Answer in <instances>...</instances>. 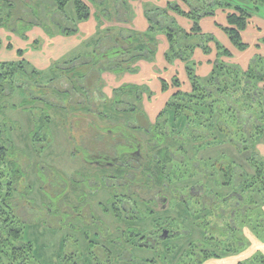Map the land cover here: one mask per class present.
Segmentation results:
<instances>
[{"label":"flooded vegetation","instance_id":"obj_1","mask_svg":"<svg viewBox=\"0 0 264 264\" xmlns=\"http://www.w3.org/2000/svg\"><path fill=\"white\" fill-rule=\"evenodd\" d=\"M93 93V89L88 91L86 100L90 106L92 105L94 116L93 118L83 117L84 122H87L91 127L90 130L95 133H83L81 127L75 130L77 142L72 159H82L92 169L100 170L101 174H98V178L92 176L86 180L81 179L78 173H76L77 176L74 175V172L72 181L75 183L83 181L82 186L84 187L78 185L76 189L72 187L69 190L67 182L54 173L55 167L42 164L33 158L30 143L23 145L22 139H19L18 141L22 144L19 146L17 142L8 139V145L16 148L15 154L18 158H22L30 169L34 168L35 174L38 170L45 176L47 181L44 189L52 195L55 193L53 196L57 199L55 202L59 209L68 207L69 201L74 200V197L82 200L81 204L80 202L76 204L80 214L73 209L74 214L79 215L83 221L87 218V222L81 223L84 226L87 225L90 230L92 227L97 228L92 231L98 239L106 240L107 236L112 240V246L118 249L115 251L116 259H123L127 264H198L203 257L220 260L219 251L227 249L231 243L233 247L246 244L236 235L239 230H242L237 218L239 215L246 217L249 211L257 208V199L252 201V197H256L257 193L254 189V169L249 171L244 165L235 164L232 169L235 177L231 182L227 180L226 184L225 174L229 177L231 169L227 171L222 165L216 170L212 167H203L200 162L203 156L204 159L212 158L210 153L202 155L201 158L198 157L200 151L197 152L195 144L199 140L196 135L200 128L186 124L184 126L172 124V122L182 123L179 114L186 110L171 113L167 109L152 114L145 109L150 99L138 100L140 104L138 101L134 104L130 102L129 105L127 103L125 105L124 102L101 104L102 101L92 100ZM53 98L56 99V103L52 107L54 109H56L54 106L63 108V102L58 103L57 97ZM163 99V107H165L171 98ZM103 105L116 109V115L110 116L105 111L103 112L101 109ZM119 108H123V111L119 112L121 110ZM39 111L42 112L44 109ZM188 111L196 113V110ZM174 114L176 119H174ZM55 118L60 119L58 115ZM46 119L49 124L50 119L48 117ZM70 119L75 118L72 115ZM161 122L164 126L155 127ZM92 124L99 126H92ZM33 127L43 131L46 125L41 126L40 121H37ZM96 128L100 132L96 133ZM39 134L36 131L34 135L39 136ZM5 141L7 139L0 140V142ZM244 143L246 145V142ZM37 144L36 148L39 153L50 143L41 145L40 138H37ZM242 146L240 144L239 148L242 149ZM244 172L248 174V185H250L248 190L239 185L244 183ZM86 190L90 196L81 197L80 194ZM65 192L68 195L67 199L59 198ZM2 200L4 201L1 205ZM30 200L9 199L8 197L0 199V211L6 209V204L12 202L14 210L25 220H36L40 215L44 220L45 213L36 209L33 201ZM106 202L111 203L112 207L109 211L105 205ZM179 211L187 216L186 224H182L181 228H174L167 221L161 223L157 220H150L154 216L162 217L164 214L176 215ZM98 213L103 219L95 220L94 216ZM109 215L110 218L107 217ZM195 215H198L199 223H205L203 226L205 230L200 235L195 231L196 222L191 223ZM113 220H122L128 228L109 227L108 222ZM143 222H145L146 229L144 232ZM133 230H136V233L130 232ZM138 231L140 232L137 234ZM242 231L250 233L247 227ZM120 234L124 236L122 240L117 239ZM169 242L176 243L170 244ZM138 249L146 250L147 255L134 258L133 251ZM210 250H218V252L210 253L208 252ZM93 252L104 261L109 262L111 258L110 251L105 246H96Z\"/></svg>","mask_w":264,"mask_h":264},{"label":"trees","instance_id":"obj_2","mask_svg":"<svg viewBox=\"0 0 264 264\" xmlns=\"http://www.w3.org/2000/svg\"><path fill=\"white\" fill-rule=\"evenodd\" d=\"M15 1L16 0H5L9 7L6 11L9 12L4 13L0 10V27L5 25L4 16H7L8 20L12 17V13L10 14V12L13 11L12 6L16 3ZM110 1L111 0H109V2ZM112 1L116 4V8L113 6L116 14L113 20L108 18L111 15V11L110 7H108L107 0H91L90 3L95 8V11H93L91 5L85 0H54L59 12H65L68 4L71 2L75 8L74 18H72V20L67 18L68 24L60 26L61 30L59 34H77L79 32V22H85L91 19V17H94L98 22L97 32L88 37L85 41V43H87V40H90V38L94 41V37L97 35L99 36L95 38L97 46L93 50L94 54L92 56L82 54L83 56L79 57L82 63L83 60L85 62V75L63 76V78L66 79L62 78V82L66 81V83H69L70 89L76 92V94H78L77 86H80V81H83L81 84L82 90H84L82 93V103L77 101L75 104H84V106L86 105L88 107L85 112H79L78 115L93 118L94 113L92 112L94 111L91 109L92 105L90 106L88 100H86V93L91 89L94 90L92 100L96 102L102 101L101 104L125 102V100L122 99L123 96H133V98L138 101L141 100L143 94L149 97L151 100L150 102H157L156 106L158 108L154 109L159 111H166L167 109L169 111L186 110L179 115L182 118L186 117L188 119L186 125L194 127L197 126L196 123H198V121L196 120L190 123L191 116H194V119L200 116L199 118H202V120L204 119V123L211 125V121L214 119V109L222 111V108H228V111L232 112L228 120L237 124V127H239V134H244L242 135V140L236 141L238 146L240 144L243 145L242 149H238H246L248 142H252L253 144L261 142L259 136L264 133V121L262 120L264 119V56L261 54L254 55L251 58L250 64L244 67L235 59L232 48L226 46L217 35L206 32L204 27L201 26V21L208 16L214 17L217 10L224 12L225 16L215 18V26L228 37L233 48L243 52L250 47L249 44L244 41L242 33L249 27L252 16L258 13L257 9L264 5V0H169L165 7L150 6V4L146 3L144 5V10L146 17L149 19V26L146 28V31L131 30L124 26L119 27L118 24H128L131 20V7L128 6L130 0ZM178 17L190 21V26L188 28L183 27L179 24ZM111 21H115L118 24L111 27L105 25V23ZM10 25L11 27L14 26V22L12 21ZM3 27L9 29L7 26ZM112 30H117V33H113ZM159 33L165 35L168 43V48L165 50L166 52L164 54L165 62H167L164 71H168V73L162 74L158 69L155 71V74H158L156 76L158 77V84L159 86L161 85L160 90H157V86L153 84L152 86H146V84L143 83L132 84L129 82H125L108 91H105L104 88L106 87L104 86L102 89L99 87L95 88L93 86L94 84L86 86V78H90L91 76L93 78L92 80L98 82L99 86L102 75L105 72H111L117 75L128 72L134 75L139 70V65L137 64L139 60L155 62L159 52ZM261 42L264 43V37L261 38ZM9 47H11V44ZM197 50L203 51L205 56L208 57V62H210L211 65L210 73L205 76L200 75L199 72L201 62L196 61L194 58ZM18 52L21 54L23 50L20 49ZM176 61L184 65L186 76L183 78L180 76L179 70H175L170 78L167 77V75L172 72L171 65L177 64ZM11 64L12 62L8 61L0 62V85L2 86V90H4V86H9V83L6 81L7 79H10L11 84L14 83L15 85V83H17V81L15 82L14 80L16 69L11 67ZM60 68L67 69L64 64H61ZM20 69H24L22 62L20 63ZM87 82H89V80H87ZM61 90L63 93H67V102L71 100L74 103V100H72V91L69 89L68 91H64L63 88H61ZM164 95L167 98H171L170 102L165 107H163L164 102L161 99L166 98ZM232 98H234L238 104L242 101L239 108L232 104ZM49 99H47L49 104L53 106V104L56 103V99ZM65 105L67 104H63V107ZM258 105L263 106L260 113L256 111ZM195 109H200L195 113L196 115L192 111H188H195ZM208 109L213 116L209 114L206 115ZM205 115L207 117H204ZM218 115L219 114L216 113V116ZM174 119H176V115ZM172 124L184 126V124L179 122H172ZM97 126L99 125L97 124ZM162 126H164L162 122L155 125V127ZM215 127L224 132L225 129L230 126L226 120H219ZM208 129L209 130L199 129L200 131L196 137L199 139H211L212 127ZM98 131L99 129L96 128V133ZM4 139H7V141L0 142V199L8 197L9 199L18 198L26 201L30 199L28 196L34 193V189L36 188L35 184L39 185L40 190L45 191L44 186L46 182L42 184L39 175L37 173L35 174L32 169L24 163L22 158H18L16 154H11L8 138L0 137V140ZM244 142H246V145ZM258 159L262 162V166L261 168L255 167L256 165L254 166V184L258 185V194L264 195V188L262 187V185H264V160L262 161L260 157H258ZM229 168L231 170L233 169L231 166ZM33 174L36 175V180L25 185L24 181L27 180L26 177ZM244 174V183L239 185L248 190L250 187V185H248V174L245 172ZM233 177H235L233 170L229 177L225 174L226 184L228 183L227 180L231 182ZM45 181L47 180L45 179ZM236 182L237 184L239 183L238 180ZM29 189L31 190L30 193L22 197L20 193L26 190L28 191ZM54 194L55 193H53V195ZM45 198L39 194L38 200L41 204H43V202L49 204V201ZM3 201L4 200H2L1 205ZM259 205L260 202L257 201V206ZM6 206L10 212L7 208L0 211V264H29L32 262L31 256L34 251V245L31 241L26 240L27 229L42 220V217L40 215L36 220L27 221L17 214L12 202L6 204ZM55 209L59 210L57 203L52 207V210L49 211H55ZM46 216L47 215L44 214V217ZM253 235V240L256 239L264 243V238H262V236L260 238L256 233ZM227 247V249L222 250V255H220V260L224 256L229 257L221 261L223 264L224 262H227V264H264V253L261 249L254 251V243L252 245L247 243L246 245L235 246L234 248L231 245ZM239 250L240 253L241 251H247L245 259H236L237 261H234L235 263L230 262L231 259L237 256ZM209 258L204 257L198 264H202Z\"/></svg>","mask_w":264,"mask_h":264},{"label":"rangeland","instance_id":"obj_3","mask_svg":"<svg viewBox=\"0 0 264 264\" xmlns=\"http://www.w3.org/2000/svg\"><path fill=\"white\" fill-rule=\"evenodd\" d=\"M15 2L16 3L12 6L13 11L10 12V14L12 13V17L8 20V17L4 16L5 25L3 26H7L10 30L3 26L0 27L5 29L6 32H9L6 37L5 35H0V62H12L11 67L16 69V72L14 73V80L15 82L17 81V83H15L14 85V83H10V79H7L6 81L9 83V86H4V90H2V86L0 85V137H6L13 142H17L19 146H21L22 144L27 145L28 143H30V150L33 151L32 153L34 154L33 158L37 159V161L41 162L42 164H48L52 168L55 167L56 170L54 169V173L58 176H61L62 179L67 182L69 190L72 189V187L76 189L78 185L82 186L84 182L81 181V183H75L74 181H72V175L74 172V175L77 176L76 173H78L81 179L84 178L88 180L92 176L94 178H98V174H101V171L92 169L91 167L86 165L80 158L72 159L73 154H75L74 151H76L77 142L74 133L75 130L78 129V127H81L83 129L81 130L83 133H95V131L90 130L91 127L88 126L87 122H84L83 116H78L79 112H85L88 106H84V104H75L77 101L82 103V93L84 92V90H82L83 88L81 84L83 83V81H80L79 83L81 87L77 86L78 94H76V92H73V90L70 89L69 83H66V81L62 82V78L63 76L66 77L71 75H85L86 65H84V60L82 63V60H80L79 57L83 55L92 56L94 54L93 50L97 46V41L95 38L99 36H95L94 41L90 38V40H87V43H82L65 58L58 61L54 60L53 62H51V64L41 68L34 63L35 61H31V58H29V56H33L34 59H40L41 64H44L46 56L45 51L50 49L49 46L47 50H44L45 37L55 38L56 36H58L59 31L61 30L60 26H65L66 24H68L67 18L71 20L72 18H74L73 16L75 15V9L73 3H69L65 12L62 13L57 10L54 0H16ZM146 3L152 6V3L149 2H145L143 6ZM107 4L108 7H110V10H113L112 14L108 18H112V16L116 15L113 7L115 6L116 8V4L112 0L110 2L109 0H107ZM8 9V3L5 2V0H0V10H2V12L4 13H7L9 12L6 11ZM262 11L264 12V6ZM220 16L222 17V14ZM12 21L14 22V26L11 27L10 23ZM31 32L33 33L32 36L30 35ZM18 39H22L23 42L28 40V48L26 47L25 49H23V47H20L17 44ZM10 44L11 47H9ZM14 44L17 45V50H14ZM4 48H8L10 52L14 50V58L11 56L9 57L2 55L4 52ZM20 49L23 50L21 54L18 52ZM29 50L32 51L31 54L29 53ZM21 62L23 63L24 69H20ZM61 64H64L67 69L65 70L60 68ZM175 70L176 69H173L171 74H168L167 77L170 78ZM90 78H86V86H89V84H94L93 86L95 88H103L105 84L103 77L99 86L98 82L92 80V76ZM87 80H89L90 83L87 82ZM61 88H63L64 91H68V89L72 91V96H75L72 99L74 100V103L71 100L67 102L68 95L67 93H63ZM53 97H57L58 103L63 102V104L66 103L67 105H65L63 108L59 106H57V108L56 106H54L56 108L54 109L47 100ZM122 99L125 100V105L137 103V99L133 98V96H123ZM161 99L164 102V99ZM231 102L233 105L238 106V108L242 103L241 101L238 104V102L234 98L231 99ZM138 104H140V101H138ZM156 104L157 102H150L149 105H147L148 107L146 108V110L149 109V112H151L152 114L157 113L159 110L154 109L158 108ZM107 106L108 105H103V107H101L102 111H105L110 116H115L117 110L108 108ZM42 108L44 109V111L40 112L39 110H41ZM262 108L263 106L258 105L256 111L260 113ZM119 109H121L119 110V112L123 111V108ZM195 110L196 112H198V110L200 109ZM173 111L174 110L170 112L172 113ZM216 111L217 110L214 109V116L209 109L206 113V115H212L214 118L211 121V125H207V123H204V119L202 120V118H199V115H197L199 117H196V119H194V116L190 117V123L197 120L198 123H196V127L200 129L209 130V127L213 128L211 129V139H209L211 141L205 138H200L197 141V144H195L197 152L200 151L198 153L199 158H201L202 155H207L209 153L212 157L209 159H204L203 156L200 159L202 166L208 168L212 167L213 169L218 170V168H221V166L223 165L224 169L227 171L230 170V166L233 167L235 164L244 165L245 168H248L249 171H251L255 167L261 168L262 162L258 159V157H260L262 161L264 160V153L261 150V147L264 149V133L260 134L259 136L261 138V142L257 144L248 142V146L246 149L239 150V146L236 141L242 140V135L244 134H239V127H237V124L228 120L230 119L229 116L232 115V112H229L228 108H222V111ZM216 113H218L219 115L216 116ZM56 115H58L60 119H56ZM72 115L75 118L73 120L70 119V116ZM206 115L204 117H207ZM46 117L50 119L49 124L47 123ZM181 119L182 124H186V122L188 121L186 117H181ZM99 120H101V118ZM219 120H226L229 123L230 127L225 129L224 132L220 131L219 129L217 130L215 125L218 124ZM262 120L264 121V119ZM37 121H40L41 126L46 125L43 131L38 130V128L35 129L33 127L35 122ZM92 126L97 127V125L95 124H92ZM36 131L40 133L39 136L34 135L36 134ZM37 138H40L41 145H48V143H50L49 146L43 147V151L41 149L39 153V150L37 151L36 148L38 146ZM19 139H22V144H20V142L18 141ZM260 144L262 145L260 146ZM15 151V147L11 148L10 150V152H12L11 154L13 155H15ZM28 154L30 155L29 151ZM32 170L34 172V168H32ZM36 172L39 175L42 184H44L46 182L44 179L45 176L40 174L38 170ZM35 177V174L28 175L26 177L27 180L24 181L25 185L36 180ZM49 177L52 178L53 175H49ZM259 184L262 185L261 183ZM35 186L36 188L34 189V193H32L28 197L33 201L34 207L36 209L42 210L47 216L44 217V220L38 221V223L27 229L26 240L31 241L34 245V251L31 256L32 262H30L29 264H127L123 261V259H116L115 251H117L118 249L112 246V240L108 239L107 236L106 240L102 238L98 239L97 235H95L92 231L94 229L96 230V227H92V230H90L87 225L84 226V224L81 223L87 222V218L86 221H83L82 218L79 217V215L77 216V214H80V212L77 211L78 207H76V204H78L79 202L81 204L82 200L80 201L79 198L74 197V200L72 199L69 201L68 207H61L57 211L50 212L49 210H52V207L56 205V197H54L52 193L46 192V190H40L38 184H35ZM262 187L264 188V185H262ZM257 188L258 185H255L254 189L257 190ZM30 191L31 190L29 189L28 191H23L20 194L22 197H25L28 193H30ZM73 193L76 192L73 191ZM39 194H41V196L44 198L46 197L45 199L49 201V204L40 205V202L38 200ZM83 195L85 197L90 196L88 190L80 194L81 197H83ZM67 197V192L59 196V198L65 199H67ZM256 199L258 202H260V205L257 206V208H255L254 210L249 211L246 217H241L239 215L237 218L242 230L246 229L247 227V230L250 233H244L242 230H239L236 235H238L239 239L246 242V244L250 243L251 245L254 243L253 234L256 233L257 236L259 235L258 237L261 238L262 236V238H264V195H259L257 191L256 197L253 196L252 201ZM84 201L85 200H83V202ZM249 202L250 201H248V203ZM105 205L107 206L108 211L112 207L111 203L108 202H106ZM73 209L75 210V212H77L76 215L74 214ZM94 217L95 220L103 219V217L99 216V213ZM107 217L110 218V215ZM48 218H51L53 220L50 221V219ZM150 220H157L161 223H165L167 221L174 228H181L182 224H186L187 216L184 212L179 211L176 215L164 214L162 217L154 216V218H151ZM193 222H196V233L199 235L200 233H203L205 230V227H203L205 223H199L198 215H195L194 220H191V223ZM144 223L145 222L142 223L143 232L146 230ZM81 224L82 226L79 227ZM97 224L100 225V223ZM92 225L97 226L95 224ZM108 226L111 228H114L116 226H121L124 229L128 228V225H126L122 220L110 221L108 222ZM191 226H193V224H191ZM130 232L136 233V230ZM139 232L140 231H138L137 234ZM248 234L249 236L247 237ZM87 236H89V238H86ZM123 237L124 236L120 234L117 236V239L122 240ZM169 243L172 244L176 242ZM96 246H105L106 248H108L111 256L109 262L102 260V258H99V256L97 257V253L93 252ZM231 246L233 247L232 243ZM208 252L217 253L218 250H210ZM246 253L247 251H241L240 253L239 250L237 256L241 259L239 258L238 260L245 259ZM146 255V250L142 251L138 249L133 251L134 258H142ZM219 255H222L221 250L219 251ZM226 257L227 256H224L223 258H221V260ZM210 258L209 260L207 259V261H204L202 264H223L221 261H218L219 259Z\"/></svg>","mask_w":264,"mask_h":264},{"label":"crops","instance_id":"obj_4","mask_svg":"<svg viewBox=\"0 0 264 264\" xmlns=\"http://www.w3.org/2000/svg\"><path fill=\"white\" fill-rule=\"evenodd\" d=\"M89 5H91V8H93V11H95V8L92 6L90 3L91 1L85 0ZM169 0H130L128 3V6L131 7V20L128 24L126 23H121L118 24L115 21H111L109 23H105L106 26L111 27L113 25L118 24V26H123L127 27L131 30H139V31H146V28L149 26V19L145 15V10L143 4L145 2L152 3V6H162L165 7L167 6ZM74 6V5H73ZM262 5L260 8H258L257 12L255 13L254 16H252L251 23L249 27L247 28L246 31L242 33V36L244 38V41L249 44V49L246 51H238L235 48L232 47L231 42L228 40V37L224 35V33L217 27L215 26V18H218L221 14L222 16H225L224 12L217 10L216 15L214 17H205L201 21V26L204 27V30L206 32H210L214 35H217L221 39V41L224 42L226 46H230L233 50V54L237 62H240L244 67H247L250 62L251 58L256 55V54H261L264 56V43L261 42V38L264 37V12L262 11L263 9ZM75 9V8H74ZM111 14L113 10L111 9ZM115 18V15L112 16V20ZM115 20V19H114ZM179 24H181L183 27L188 28L190 26V21L186 20L185 18L178 17ZM79 32L77 34H71V35H65V34H58L55 38H47L45 37L44 41V50H47L48 47L50 46V49L45 51L46 56H45V62L44 64H41L40 59H34L33 56H29L31 58V61H35L34 63L43 68L46 67L47 65L51 64L54 60H61L65 58L68 54L72 53L78 46H80L82 43L86 41V39L90 36H92L94 33L97 32V26L98 22L94 17H91V19L85 21V22H79ZM9 32H6L5 29L0 28V35L5 37L8 35ZM113 33H117V30H113ZM30 35L32 36L33 33L31 32ZM158 40L159 42V47H158V56L155 60V62H150V61H145V60H139L137 64L139 65V70L136 72V74L132 75L129 74L128 72L122 75H117L115 73L111 72H105L103 73L102 77L104 78V88L105 91H108V89H112L114 87H117L119 85L124 84L125 82H129L132 84H146V86L150 85L152 86L155 85L157 86V90H160V86L158 84L157 78L156 77L158 74H155V71L160 70L162 74H167L165 72V67L167 62H165L164 54L165 50L168 48V43L167 39L165 38V35L163 33L158 34ZM27 41H24L21 39L17 40V44L20 47H23L25 49L27 47ZM258 44V45H257ZM14 50H17V45L14 44ZM28 48V47H27ZM7 50V51H6ZM14 50L10 52L8 48H4V52L2 55L5 56H11L14 58ZM8 52V53H7ZM29 53L31 54L32 51L29 50ZM194 58L196 61L201 62V65L199 66V72L200 75L205 76L206 74H209L211 71V65L210 62H208V57L205 56L202 50H197ZM177 64H172V71L173 69L178 70L179 68V73L180 76L183 78L186 76V73L184 72V65L182 63H179L176 61ZM171 69V68H170ZM175 72V71H174ZM149 86V87H150ZM164 97H166L164 95ZM167 98V97H166ZM141 100H149V97H146L143 95L141 97ZM146 105V103L144 104ZM147 107L145 106V109ZM149 112V109H147ZM262 144H260L261 146ZM260 148V147H259ZM261 150L264 153V149L261 147ZM254 248L256 250H263L264 251V243L254 239ZM246 245V244H245ZM229 257L224 258L223 260L228 259ZM240 257L236 256L233 259L230 260V262L235 263L234 261H237L236 259H239ZM241 259V258H240ZM222 261V260H218ZM224 264H227L225 262Z\"/></svg>","mask_w":264,"mask_h":264}]
</instances>
